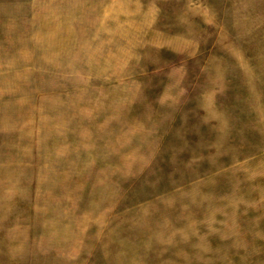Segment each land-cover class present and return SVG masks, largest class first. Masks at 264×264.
<instances>
[{"label":"rangeland","instance_id":"obj_1","mask_svg":"<svg viewBox=\"0 0 264 264\" xmlns=\"http://www.w3.org/2000/svg\"><path fill=\"white\" fill-rule=\"evenodd\" d=\"M0 264H264V0H0Z\"/></svg>","mask_w":264,"mask_h":264}]
</instances>
